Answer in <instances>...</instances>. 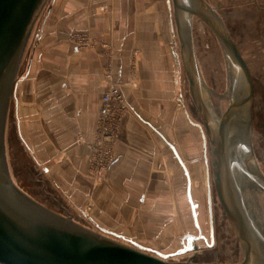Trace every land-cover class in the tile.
I'll list each match as a JSON object with an SVG mask.
<instances>
[{"label":"crops","instance_id":"obj_1","mask_svg":"<svg viewBox=\"0 0 264 264\" xmlns=\"http://www.w3.org/2000/svg\"><path fill=\"white\" fill-rule=\"evenodd\" d=\"M171 14L170 0H51L37 22L9 117L17 143L34 168L38 164L49 175L50 193L60 191L67 198L73 217H87L101 233L152 246L146 250L160 254L170 253L172 246L155 245V238L171 242L179 223L183 228L178 219L189 204L187 177L173 148L190 175L198 217L202 193L209 191V170L196 161L197 142H179L186 111L177 103L179 55ZM163 34L172 37L173 57L163 53ZM82 38L87 47H81ZM108 72L127 109L114 163L103 181L94 183L91 143ZM188 123L192 129L199 126ZM146 229L154 234L152 242Z\"/></svg>","mask_w":264,"mask_h":264},{"label":"water","instance_id":"obj_2","mask_svg":"<svg viewBox=\"0 0 264 264\" xmlns=\"http://www.w3.org/2000/svg\"><path fill=\"white\" fill-rule=\"evenodd\" d=\"M50 0H0V264H264V228L253 216L247 190L264 193V173L253 146L255 86L252 69L224 20L206 0H172L180 57L194 105L210 144L212 183L238 241V262L174 260L137 244H127L86 227L25 193L14 181L7 155V128L18 77L37 22ZM198 18L217 38L229 60L232 88L219 113L203 95L194 51L192 19ZM187 197L195 226L198 205L187 168ZM236 161L234 164L232 160ZM203 236L187 235L182 250L198 254Z\"/></svg>","mask_w":264,"mask_h":264},{"label":"rangeland","instance_id":"obj_3","mask_svg":"<svg viewBox=\"0 0 264 264\" xmlns=\"http://www.w3.org/2000/svg\"><path fill=\"white\" fill-rule=\"evenodd\" d=\"M51 1V0H50ZM49 1V3H50ZM224 20L229 32L233 36L240 52L249 63L254 77L255 86V105L253 112V146L255 153V160L259 169L264 173V0H206ZM48 3V4H49ZM172 14L171 19L175 28V42L171 41L170 34L162 38L167 39L166 50L172 56V47L179 55V65L176 69L179 71V91L177 103L185 114V127L183 131L179 132V142L184 140L185 146L190 145L188 140L194 139L199 146L196 149V154L199 157L196 161L201 169L206 166L209 170L208 190L205 188L203 197L201 199V207L198 211L200 230L195 226L194 219L191 215V208L189 204L185 206V217H179V221L183 220V228L179 223V232L177 236L170 240L158 237L155 238V245L167 246L171 245L170 253H163L171 256L174 260H184L186 256H174L175 253L182 249V241L187 235L199 237L203 235L204 239L199 240L197 245L200 249H204L206 256L211 261H220L226 263L238 262L242 258V253L236 239V236L231 229L228 221L222 217L219 209V202L217 203L214 186L212 183L211 173V156L210 144L207 139L205 128L202 124L201 117L194 105L191 97L189 82L184 70L180 57V41L177 33L175 16L173 12L172 0H170ZM192 33L194 51L198 70L203 83V95L208 103H210L219 113L226 107L228 97L232 88V74L226 53L209 28L198 18L192 19ZM86 39V38H82ZM87 47V45L85 46ZM152 49L153 47H149ZM173 57V56H172ZM132 75L135 77L136 73V58L132 59L130 64ZM188 120L194 121L198 124V128H190ZM194 131V132H193ZM17 132L13 119H9L7 128V155L10 165L12 177L18 187L25 193L36 199L38 202H43L44 206L52 209L55 212L66 215L71 214L69 209L65 206L67 198L60 191L56 194L50 193V177L42 173L38 164L34 168L32 158L29 157L17 143ZM205 135V140L203 139ZM96 137V136H95ZM183 137V138H182ZM190 140V142H191ZM199 142V143H198ZM200 144V145H199ZM206 144V145H205ZM95 139L91 143L92 152L95 150ZM182 145V144H181ZM90 162L89 172L94 183L102 182V177L93 171ZM254 191V192H253ZM209 192V193H208ZM52 195V196H49ZM247 202L249 208L255 219L264 228V193L256 190H247ZM54 197V200L52 199ZM214 204V211L216 217H213V222L208 215L209 206ZM148 219V217H146ZM74 220L80 224L98 231L96 224L91 222L87 217H73ZM100 232V231H98ZM147 237L153 241L152 232L147 229L144 230ZM139 239V238H137ZM142 240V238L140 239ZM143 248L149 249L152 246L144 245ZM157 250V249H155Z\"/></svg>","mask_w":264,"mask_h":264},{"label":"built area","instance_id":"obj_4","mask_svg":"<svg viewBox=\"0 0 264 264\" xmlns=\"http://www.w3.org/2000/svg\"><path fill=\"white\" fill-rule=\"evenodd\" d=\"M81 47L88 41L80 39ZM108 88L102 97L99 111V126L95 137V150L92 152L91 165L94 172L103 176L114 163V146L127 109L125 98L119 85L113 81L110 72L106 74Z\"/></svg>","mask_w":264,"mask_h":264},{"label":"flooded vegetation","instance_id":"obj_5","mask_svg":"<svg viewBox=\"0 0 264 264\" xmlns=\"http://www.w3.org/2000/svg\"><path fill=\"white\" fill-rule=\"evenodd\" d=\"M216 200H217V197H216ZM217 203H218V200H217ZM219 209L221 210L222 217H224L227 220V218H226V216H225V214L223 212V209L220 206V204H219ZM215 214L217 215L216 211H214V204H213V200H212V205L209 206V209H208V215H209V217L211 219V223L213 222V217H216ZM200 236H203V235H200ZM183 248H184V246L182 245V249ZM182 249H180V250H182ZM182 256H186V257H184V260H187V259L193 257V261H196V262H212L211 260H209L207 258L205 250L204 249H200V248L198 250V254L197 255H195L194 252H188V253H186V254H184Z\"/></svg>","mask_w":264,"mask_h":264},{"label":"bare ground","instance_id":"obj_6","mask_svg":"<svg viewBox=\"0 0 264 264\" xmlns=\"http://www.w3.org/2000/svg\"><path fill=\"white\" fill-rule=\"evenodd\" d=\"M232 162L235 164L236 163V161L234 160V158H233V160H232ZM255 190V189H254ZM254 192V191H253Z\"/></svg>","mask_w":264,"mask_h":264}]
</instances>
